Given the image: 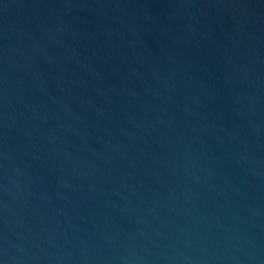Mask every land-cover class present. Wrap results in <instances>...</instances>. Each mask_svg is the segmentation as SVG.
<instances>
[{
    "label": "water",
    "instance_id": "1",
    "mask_svg": "<svg viewBox=\"0 0 264 264\" xmlns=\"http://www.w3.org/2000/svg\"><path fill=\"white\" fill-rule=\"evenodd\" d=\"M0 264H264V0H0Z\"/></svg>",
    "mask_w": 264,
    "mask_h": 264
}]
</instances>
